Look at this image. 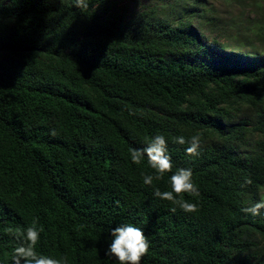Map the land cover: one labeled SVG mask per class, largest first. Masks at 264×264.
<instances>
[{"label":"trees","instance_id":"trees-1","mask_svg":"<svg viewBox=\"0 0 264 264\" xmlns=\"http://www.w3.org/2000/svg\"><path fill=\"white\" fill-rule=\"evenodd\" d=\"M153 134L169 139L174 171L192 169L195 213L155 197L168 177L146 186L152 170L131 162ZM196 134V156L173 143ZM263 188L264 60L211 52L192 14L0 0V264L29 226L45 255L118 264L104 251L123 223L150 241L142 264H264V210L244 211Z\"/></svg>","mask_w":264,"mask_h":264},{"label":"clouds","instance_id":"clouds-1","mask_svg":"<svg viewBox=\"0 0 264 264\" xmlns=\"http://www.w3.org/2000/svg\"><path fill=\"white\" fill-rule=\"evenodd\" d=\"M169 143L165 135L153 134L142 142L140 148H133L129 153V158L136 165L146 162L152 170L151 174L143 176L142 182L146 186H153L154 181H161L165 176L168 177L171 190L162 192L158 188L154 189L155 197L171 202L185 213H195L198 201L193 199L189 202L184 198H197L200 195L193 171L185 167L173 170L176 166L169 151ZM173 143L188 145L186 152L196 156L202 146V138L199 134L190 138L181 135L176 137ZM261 209H264V201L246 207L244 211L255 217L261 214ZM18 235L21 243L13 251L11 264H69L66 257L54 258L38 251L41 230L36 226H29ZM108 235L110 241L104 251L105 256L112 257L118 264H142V258L150 249V241L142 228L133 223H123L111 228Z\"/></svg>","mask_w":264,"mask_h":264},{"label":"rangeland","instance_id":"rangeland-1","mask_svg":"<svg viewBox=\"0 0 264 264\" xmlns=\"http://www.w3.org/2000/svg\"><path fill=\"white\" fill-rule=\"evenodd\" d=\"M118 3L135 12L154 7L170 22L192 14L194 27L211 52L236 60H264V0H118ZM258 136L250 135L241 151L254 152ZM262 201L264 188L250 204Z\"/></svg>","mask_w":264,"mask_h":264}]
</instances>
